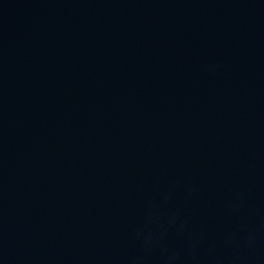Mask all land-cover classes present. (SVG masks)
Segmentation results:
<instances>
[{"label":"water","instance_id":"95a60500","mask_svg":"<svg viewBox=\"0 0 264 264\" xmlns=\"http://www.w3.org/2000/svg\"><path fill=\"white\" fill-rule=\"evenodd\" d=\"M0 264H264V0H0Z\"/></svg>","mask_w":264,"mask_h":264}]
</instances>
